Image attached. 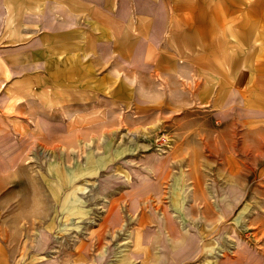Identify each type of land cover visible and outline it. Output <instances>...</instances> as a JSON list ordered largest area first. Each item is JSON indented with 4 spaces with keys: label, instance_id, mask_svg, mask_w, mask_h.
I'll return each instance as SVG.
<instances>
[{
    "label": "crops",
    "instance_id": "crops-1",
    "mask_svg": "<svg viewBox=\"0 0 264 264\" xmlns=\"http://www.w3.org/2000/svg\"><path fill=\"white\" fill-rule=\"evenodd\" d=\"M106 105L144 120L154 113L153 121H162L171 113L173 125L196 112L221 127L236 117L244 135H263L264 0H0V141L12 137L23 144L30 133L44 144L57 134L77 140L99 124L96 115ZM207 142L226 149L227 131ZM18 155L11 152L13 159ZM4 160L1 151L0 208ZM241 196L233 197V206ZM24 207L26 214L10 221L15 239L0 213V264H53L28 250L37 217ZM163 217L143 213L139 220L166 223L172 233L173 216ZM202 228L184 234L174 254L149 248L165 232L141 234L139 264H264L256 255L242 257L239 248L224 253L221 240L219 247L202 245ZM12 240H22V251ZM74 251L59 255L82 261L83 249Z\"/></svg>",
    "mask_w": 264,
    "mask_h": 264
},
{
    "label": "rangeland",
    "instance_id": "rangeland-1",
    "mask_svg": "<svg viewBox=\"0 0 264 264\" xmlns=\"http://www.w3.org/2000/svg\"><path fill=\"white\" fill-rule=\"evenodd\" d=\"M170 116L153 121V113L144 120L138 112L106 105L96 115L99 124L77 140L69 135L62 141L57 134L44 144L30 133L23 144L12 137L0 141L6 171L0 213L10 223L15 215L26 214V205L35 212L36 240L34 245L31 238L28 250L37 261L139 264L141 234L153 238L165 232V239L149 248L174 254L183 247L182 236L193 229L201 232L203 224L202 245L219 247L221 240L224 253L239 248L242 257L264 259V134L244 135L236 117L221 127L203 112L191 115L192 121L182 114L185 118L174 125ZM224 130L226 149L207 142ZM12 151L19 153L17 158ZM143 213L163 220L173 216L176 228L171 233L166 223L162 227L152 218L141 223ZM12 224L5 226L15 239ZM12 241L16 252L22 251V240ZM63 249H83L85 256L78 262L75 256L60 257Z\"/></svg>",
    "mask_w": 264,
    "mask_h": 264
}]
</instances>
